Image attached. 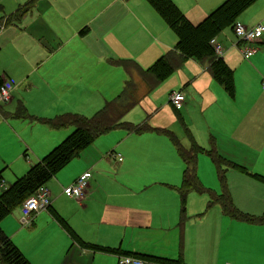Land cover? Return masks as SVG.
<instances>
[{"label":"crops","instance_id":"1","mask_svg":"<svg viewBox=\"0 0 264 264\" xmlns=\"http://www.w3.org/2000/svg\"><path fill=\"white\" fill-rule=\"evenodd\" d=\"M28 1L0 0V12L3 21H6L0 27V32L3 36L7 33V28L9 32L13 27H21L24 32L35 37L38 44L35 47L39 52H31L27 56L24 70L29 71L22 74L21 80L28 86V93L47 87L51 89L52 96H60L56 97L51 106L42 109L45 116L43 118H54L79 110V106L85 102L91 104L90 100L96 97H99L97 104L89 106L92 111L98 108L100 110L124 89L130 78L135 82L137 104L141 103L138 85L142 81L146 86L142 97L151 93L134 65H130L131 71H128L116 60L134 58L144 66L150 62L152 57H139L140 41L134 40V37L145 32L153 33L149 21L143 19V13L135 11L122 17H112L105 15L106 11L100 13L102 3L95 0H37L24 15L7 20V15L14 13ZM222 2L223 0L218 2L215 7ZM9 4L19 6L15 11L5 14V8ZM92 5L93 9L90 8ZM145 10L146 14L152 13L148 7ZM210 11L198 20L184 14L197 24ZM258 24H264V13L246 26L254 27ZM92 35L95 37L93 43L85 40ZM218 41L223 46L222 57L234 70L236 95L228 94L212 77L205 63L191 58L180 67L182 69L188 65L191 73L182 72L179 86L172 88L171 92L181 90L185 93L186 101L180 109L187 106L188 95L198 97L208 107L206 123L196 130V135L201 144L207 147H211L213 137L221 156L248 172L253 188L247 197L251 206L241 205L234 193L232 197L229 184L227 187L234 205L240 211L261 217L264 215V201L258 199L254 189H264L261 186L264 185V34L258 42L250 44L257 47L250 56L244 55L238 41L233 47L239 45L236 48L239 51L229 49L219 36ZM175 45L155 55L151 65ZM107 50L109 54L106 53ZM242 58L247 62L242 61ZM46 64H49L54 73V89L46 77L39 74L41 67ZM93 65L105 67L98 70L99 73L94 78L90 77L85 82L79 75ZM121 74L123 83L122 80L112 82L116 75ZM0 79L13 81L7 71H3ZM165 79L163 81L167 80ZM27 100L24 104L31 108L29 97ZM212 108L211 115L209 111ZM16 112L17 110L4 111L0 106V115L4 119L10 117L25 120L40 129L63 128H52L28 114V119L17 118L14 116ZM128 112L124 120L132 123L125 119ZM67 127L72 129L62 138L59 132L47 131L37 140V145L40 144L37 156L40 157L30 163L27 170L73 132V126ZM158 133L160 132L134 133L120 127L100 135L58 171L50 179V185L45 184L51 194V205L45 209L47 213L43 216L46 219L45 226L39 220L36 223L35 213L26 222L32 230L23 228L24 220L21 221V226L16 222V228L11 229L2 222L4 218L0 222L1 227L32 264H96L102 261L106 264H118L119 253L93 251L74 241L67 227L60 222L59 216L86 243L118 249L120 254H152L181 259L186 264H264V223L236 219L224 213L219 205L209 206L210 196L206 192L197 198L195 204L188 206V211L186 208L187 217L183 220L178 187L182 184L184 163L172 142L174 152L169 150L168 144L155 145L153 135H159ZM102 137H107V140L97 142ZM23 155H29L27 150H24ZM16 160L17 158L14 162ZM4 169V166L0 167V192L2 187L9 186L17 177L27 172L14 174L13 180L7 182L3 176ZM87 171L91 173V178L86 197L80 201L68 197L64 188ZM215 193L220 194L217 191ZM191 195L192 202L196 198L194 193ZM47 252L49 256H46ZM225 254L228 257H224L220 263ZM143 260L147 264H158L145 258Z\"/></svg>","mask_w":264,"mask_h":264},{"label":"rangeland","instance_id":"2","mask_svg":"<svg viewBox=\"0 0 264 264\" xmlns=\"http://www.w3.org/2000/svg\"><path fill=\"white\" fill-rule=\"evenodd\" d=\"M101 7V12L107 16L112 17H122L128 12L134 13L139 11L143 13V19L149 21V27L153 33L147 34L143 33L141 36L134 37V40H139V57L141 59L150 58V62L146 66L142 65L139 60H135L141 67L147 68L153 62V57L165 52L167 49L175 45L177 35L169 27L166 21L162 16L154 9L147 0H126V2H119L117 0H95ZM175 4L181 9L183 13L189 14L194 20L201 19V17L214 9L215 6L221 0H174ZM224 1V0H223ZM19 5L9 4L5 8V14H9L15 11ZM148 7L152 13L146 14L145 7ZM91 9L94 8V5L90 6ZM104 8V9H103ZM98 9V8H97ZM264 13V0H257L251 6H249L243 13L240 14L238 20L241 23L251 24L258 17ZM2 22V20H0ZM22 23V22H21ZM264 25V24H263ZM13 27V26H12ZM23 27V26H22ZM86 27V26H85ZM89 27V26H87ZM7 33L2 36L0 32V75L3 74V71H7L8 75L15 83V90L13 91V96L15 99L8 103L0 102V106L4 111L15 112L20 104L23 105L26 110V116L24 118L28 119L27 114L33 118L41 119L44 116L43 108L51 106L56 97L52 96V91L50 88L41 87L39 90H35L32 93H28V86L24 84L21 80L23 73H27L29 69L24 70L26 65L27 56L29 53L34 52L38 53L39 49L35 46L38 44L35 42V37H32L29 33L24 32L21 27H13ZM83 29V28H82ZM221 41L230 49L234 48L233 45L239 41L232 27H226L219 34ZM90 43L95 41L94 35L87 37L85 39ZM238 47V46H237ZM236 47V48H237ZM235 50L239 51L238 49ZM109 49V47H106ZM109 54V50L106 52ZM226 53V52H225ZM116 60H120L116 58ZM242 61L247 62L242 58ZM118 62V61H117ZM103 65H93L85 70L79 75L85 82H88L89 78H94L95 75L99 73L98 70L104 68ZM191 73V69L188 65H185L179 71H174L171 73L165 80L161 82V85H158L148 96L142 97L145 93V83L142 81L141 85H138V94L140 95L141 103L134 106L129 112L128 117L125 119L131 121L134 124H141L147 122L152 127H161L163 129L170 130L173 132L182 142V144L191 146V138L203 148V150L198 155V177L202 185L211 189L214 192L219 193L223 190V182L231 188V195L235 194L236 199L244 205L245 207L251 206L250 200L247 198L249 193L253 190L250 181L248 172L245 169L229 167L226 171V177L222 178V171L218 164L214 161L212 156L207 152L211 147H207L201 144L199 137L196 135V130L198 131L203 124L206 123V115L208 112V107L203 105L198 97L188 95V104L185 108L180 109L173 106L170 101V92L172 88L179 86L181 82V73ZM242 75L241 72H239ZM46 77V80L49 81L52 88V82L54 78V73L49 67V64H46L41 67L40 73ZM28 75V74H27ZM123 75H116L113 81L122 80ZM261 78V76H260ZM261 82V80H260ZM54 89V88H53ZM123 90V89H122ZM120 92L114 95L113 98L117 97ZM236 92V87H235ZM228 95V94H227ZM236 95V93H234ZM230 98L232 96L228 95ZM29 97L31 108L26 107L24 104ZM136 99V94L134 95ZM99 97L91 99L90 103L85 102L79 106V110H73L71 113H77L85 117H92L95 112L99 109L92 111L89 105L97 104ZM103 105V104H102ZM101 105V106H102ZM100 106V107H101ZM37 111V112H36ZM28 112V113H27ZM37 113V114H34ZM209 113L213 114V108L210 109ZM9 119H4L0 115V167L4 166L3 176L5 181L10 182L14 178V174H21L25 172L30 163L35 162L40 156H37L40 144L37 145V140L43 137L47 131L49 132H59L61 137L71 131L70 127H63L57 130L51 129H40L39 127H34L25 120H14L8 117ZM34 124V123H32ZM56 134V133H54ZM159 135H153V141L155 145L157 144H168L169 150L173 151V146H171V139L163 133H158ZM191 136V137H190ZM59 138V139H60ZM107 137H102L97 142H105ZM189 146V147H190ZM27 150L28 156H24L23 152ZM17 160L14 162V159ZM5 161V162H4ZM7 164V166L5 165ZM225 168V167H223ZM163 170V169H162ZM28 171V170H27ZM165 173V172H164ZM55 179V178H54ZM52 180V179H51ZM47 182L50 185V181ZM261 186H264L261 184ZM255 194L258 196L260 201H264V189L256 188L254 189ZM195 194V198L191 202V194ZM204 193H199L197 191H192L186 202V208L188 211V206L195 204L197 198L202 197ZM197 196V197H196ZM180 198V197H179ZM180 200V199H179ZM196 200V201H195ZM46 210L42 209L36 213L35 221L36 223L41 221V225L45 226L46 219L43 217L46 214ZM24 219L22 214L21 207L13 211L8 216L4 217L2 222H5L11 229L16 228V222L21 226V221ZM20 222V223H19ZM25 230H32L33 228L29 227L28 223L22 224ZM46 256H49V252L46 253ZM224 257H228V254L223 256V259L220 263L223 262ZM119 260V255H118ZM34 264V263H33ZM96 264H106L104 261L98 262ZM145 264H147L145 262ZM149 264V263H148Z\"/></svg>","mask_w":264,"mask_h":264},{"label":"trees","instance_id":"3","mask_svg":"<svg viewBox=\"0 0 264 264\" xmlns=\"http://www.w3.org/2000/svg\"><path fill=\"white\" fill-rule=\"evenodd\" d=\"M36 1L37 0H29L24 5L20 6L14 13L7 15V20L11 21L12 19L24 15ZM147 1L158 11L169 27L176 33L177 43L174 48L159 57L146 69L140 67L136 61L131 59L117 60V63L127 68L128 71H131L130 65H134L146 81L148 92H150L171 73L180 69L186 60L191 58L200 63H205L212 77L224 87L228 94L234 95V70L226 63L222 56L216 54L214 48L210 44V40L214 37H218L221 31L226 27H232L234 29V25L240 14L257 0H224L197 24L193 23L173 0ZM134 95L135 82L130 78L125 83L123 91L117 97L107 101L92 117L68 113L58 115L54 118H41L39 121L48 124L52 128L73 126L74 130L42 159L32 164L24 175L17 177L9 186L1 188L0 222L29 198L39 186L46 184L58 171L66 166L72 159L77 157L97 137L122 127L134 133L156 131L166 134L171 139L184 163L183 180L181 186L178 187L183 220L187 217L185 214L187 197L190 192L197 191L199 193H208L210 196L208 205H219L224 213L233 218L257 224L264 223V215L255 217L240 211L234 205L225 182H223V190L220 194H216L213 190L207 189L202 185L197 170L198 155L203 148L193 139L191 146L186 147L170 130L152 127L147 122L133 124L125 121V114L138 103ZM14 116L17 118H24L26 116V112L22 105L19 106ZM207 152L221 168L223 180L226 177L225 173L229 167L244 169L235 162L221 156L216 149L213 137L211 140V148L208 149ZM0 181H2L1 173ZM59 220L64 227H67L74 241L84 244L85 247H89L93 251L132 255L120 254L118 249L86 243L60 216ZM132 256L141 259L145 258L150 262L158 264H186L181 259H173L152 254H137ZM0 261L1 264H32L5 233L1 225Z\"/></svg>","mask_w":264,"mask_h":264},{"label":"built area","instance_id":"4","mask_svg":"<svg viewBox=\"0 0 264 264\" xmlns=\"http://www.w3.org/2000/svg\"><path fill=\"white\" fill-rule=\"evenodd\" d=\"M7 17V16H6ZM0 27L6 24L3 21L0 12ZM234 32L238 37V44H241V50L245 56L252 55L257 47L250 46L251 43L258 42L264 34V25L258 24L254 27H248L240 22H236L234 25ZM211 46L217 55H223V46L218 41V37H214L210 40ZM238 45V46H239ZM15 84L11 80L4 79L0 83V102L8 103L12 100L13 90ZM170 101L176 108H181L186 101L185 93L181 90H174L170 93ZM121 160V156H119ZM91 178V173L89 171L81 174L72 184L64 188L65 194L68 197L77 200H83L86 197L87 189L89 187V179ZM51 205V194L50 190L45 186V184L39 186L35 192L27 198L20 206L22 209V214L24 216V221L29 222V219L37 212L42 209H47ZM118 264H145V261L139 257L132 255H119Z\"/></svg>","mask_w":264,"mask_h":264}]
</instances>
